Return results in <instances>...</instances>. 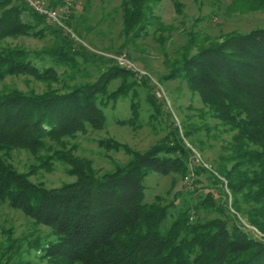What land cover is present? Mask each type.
<instances>
[{"label": "trees", "instance_id": "trees-1", "mask_svg": "<svg viewBox=\"0 0 264 264\" xmlns=\"http://www.w3.org/2000/svg\"><path fill=\"white\" fill-rule=\"evenodd\" d=\"M45 1L64 26L80 33V24L73 22L72 4ZM159 1L122 0V30L130 38L121 48L152 28V33L160 29L154 14ZM229 9L264 11V0H231ZM47 34L52 43L41 50L6 43L19 37L43 39ZM164 39L159 37L161 45ZM122 54L131 59L122 50L112 56ZM112 56L87 48L23 0H0V203L48 229L45 236L32 240L4 231L0 264H30L24 259L30 250L38 251L48 264H264V242L246 232L235 216H244L264 235V27L232 30L217 38L192 35L180 58L173 59L159 79L184 81L206 108L202 115L208 114L222 130L232 132L215 172L226 182L234 215H226L210 192L192 204L202 177L215 184L219 181L192 161L194 155L174 122L166 123L167 133L142 152L112 139L100 140L98 146L106 151L123 150L129 156L111 171L100 172L92 160L75 154L73 140L79 134L105 127L104 108L130 92L135 97L137 86L149 88L148 76L137 80ZM77 59L99 65L94 81L68 82ZM67 69L72 70L70 75ZM8 76L31 77L46 88L40 93L5 88ZM117 80L119 85L111 90ZM150 86L154 89L147 99L153 110L150 117L162 118L164 103L156 99L155 84ZM130 113V118L118 123L134 127L139 118L134 101ZM169 119L168 112L165 121ZM196 131L185 126L183 136L190 138ZM20 150L34 159L27 172L18 171L10 161L12 152ZM56 162L67 167L72 182L47 188L30 180L40 170L52 171ZM151 174L175 176L172 181L189 179L188 198L179 193L169 202L160 196L146 201L145 180ZM200 208L224 216L194 218Z\"/></svg>", "mask_w": 264, "mask_h": 264}, {"label": "rangeland", "instance_id": "rangeland-1", "mask_svg": "<svg viewBox=\"0 0 264 264\" xmlns=\"http://www.w3.org/2000/svg\"><path fill=\"white\" fill-rule=\"evenodd\" d=\"M121 2L122 0H73L71 13L74 17V24H80V33H77L73 28L64 27L72 29L71 31L77 35L75 39L93 51L101 52L107 56H112L118 50L128 52L130 61L148 73L149 88L137 86L134 88L135 97L130 92L126 97H121L113 105L109 104L104 108L105 127L101 130H88L86 134H79L73 140L77 146L75 154L92 160L93 167L100 172L111 171L115 163H124L129 159V156L123 150L106 151L98 146L100 140L112 139L126 144L132 150L142 152L167 133L169 129H167L166 123L170 125L171 122H174L179 134L183 137L184 144L194 155L192 161L202 164L219 181L215 184L208 176L202 177L201 184L196 185L200 190L191 196L192 204L210 192L215 202L223 206L226 215H234L235 212L230 206L232 198L226 187V182L215 172L219 156L223 154V148L230 141L232 132L222 130L223 127L217 124L218 121L208 114L202 115L206 108L199 97L191 93L184 81L162 82L159 79L167 73L171 61L180 58L184 45L192 35L198 39L217 38L232 30L246 32L255 27H264V11H233L229 9L231 0H160L154 7V14L159 17L161 23L160 29L152 33V28L149 34L138 38L134 44L132 41L128 42L124 49L121 47L130 37H127L122 30ZM57 10L60 13L63 11ZM160 36L165 38L162 45L159 41ZM52 40L51 35L47 34L43 39L19 37L7 39L6 43L20 45L31 50H41L50 45ZM194 51L195 48L191 49L190 54ZM77 63L78 66L74 68L75 73L71 81H68L67 76L63 74H60V78L72 84L94 81L100 74L99 65L84 62L81 59H77ZM62 70L60 68L58 72H62ZM71 71V69H67L66 74L70 75ZM156 83L160 85L162 94L161 98L156 97V99L164 103L162 108L164 117L155 119L150 117L153 110L147 99L154 91L150 85ZM118 85L119 80L114 81L111 83L110 89L114 90ZM3 87L40 93L45 90L46 84L27 76H8L3 82ZM53 87H58V85L54 84ZM131 101H134L138 107V122L134 127L120 125L118 121L131 117ZM168 112L170 119L166 122L165 116ZM185 126L188 129L190 127L197 128L198 131L190 133V138L184 137ZM10 161L18 171L27 172L34 159L27 151L20 150L12 152ZM66 169L64 164L56 162L52 171L40 170L32 175L30 180L35 183H43L47 188L59 187L74 180V177L67 174ZM174 177L157 174L148 176L145 180L146 201H152L155 196H160L169 202L179 193L182 198H188L187 190L191 189V182L189 179L180 178L172 181ZM221 216L224 215L213 209L202 208L197 209L193 214L194 218L198 217L201 220ZM235 216L246 232L255 239L264 242V235L251 226L244 216L239 214ZM8 230H12L14 237L30 240L48 233L47 228L35 226L20 211L0 203V242L5 238L4 231ZM24 246L26 247L25 242ZM24 259L29 260L30 264H48L40 258V253L34 250L25 253Z\"/></svg>", "mask_w": 264, "mask_h": 264}, {"label": "built area", "instance_id": "built-area-1", "mask_svg": "<svg viewBox=\"0 0 264 264\" xmlns=\"http://www.w3.org/2000/svg\"><path fill=\"white\" fill-rule=\"evenodd\" d=\"M28 7H30L35 12L45 16L51 23L58 24L63 27L65 32L70 34L71 37L75 38L74 34L70 29L64 27L59 19V15L57 11L54 9H50L43 0H23ZM73 0H66V6H70ZM66 7V8H67ZM116 60L119 66H122L126 69L131 70L134 73V76L137 80H140L144 76H149L147 72L138 68L133 62H131L124 54L118 56H112ZM155 94L157 97H161L160 85L158 83L155 84Z\"/></svg>", "mask_w": 264, "mask_h": 264}]
</instances>
